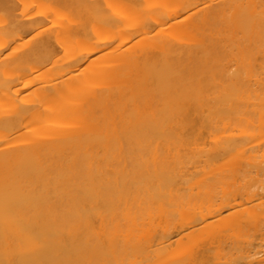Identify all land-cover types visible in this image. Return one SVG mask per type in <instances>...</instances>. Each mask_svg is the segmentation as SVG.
Masks as SVG:
<instances>
[{
  "label": "bare ground",
  "instance_id": "6f19581e",
  "mask_svg": "<svg viewBox=\"0 0 264 264\" xmlns=\"http://www.w3.org/2000/svg\"><path fill=\"white\" fill-rule=\"evenodd\" d=\"M0 264H264V0H0Z\"/></svg>",
  "mask_w": 264,
  "mask_h": 264
}]
</instances>
